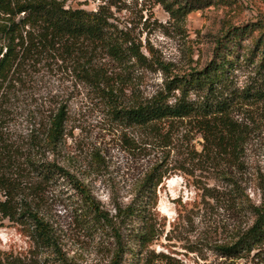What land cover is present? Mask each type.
Returning a JSON list of instances; mask_svg holds the SVG:
<instances>
[{
  "label": "rangeland",
  "instance_id": "rangeland-1",
  "mask_svg": "<svg viewBox=\"0 0 264 264\" xmlns=\"http://www.w3.org/2000/svg\"><path fill=\"white\" fill-rule=\"evenodd\" d=\"M62 1L66 7L88 11L103 5L111 14V22L139 41L143 52L150 49L178 67L201 66L207 61L220 28L264 16V0ZM185 4L191 9L183 13ZM165 7L172 10L173 17ZM243 44H249L248 37ZM96 56V63L109 65L100 53ZM72 59L45 54L33 64L25 66L24 62L17 82L4 83L0 88L1 124L18 142L29 117H42L55 102L65 104L63 141L54 158L83 184L88 198L110 218L111 227L96 220L88 200L65 181L43 185L38 208L66 262L108 264L115 250L123 246L119 264H163L156 256L159 253L179 264H264V258H252V252L236 259L216 251L218 245L232 242L251 221L236 201L222 193L219 170L235 174L243 194L258 202L264 187V129L246 144L241 171L221 162L190 160L185 151L199 150L198 135H190L193 139L187 143L177 138L164 146L143 130L113 120L100 89L74 73L75 62L84 59ZM234 68L240 84L248 70ZM162 79L160 71L133 67L121 94L123 101L136 93L149 95ZM153 165L161 167L164 175L153 194L146 195L140 186ZM205 186L213 188L214 196L203 194ZM126 206L132 212L144 208L145 219L154 227L151 241L141 245L135 237L141 213L114 217L115 208ZM116 232L120 241L115 240ZM0 252H10L24 262L25 256L33 255L38 264H61L51 249L35 248L7 219H0Z\"/></svg>",
  "mask_w": 264,
  "mask_h": 264
},
{
  "label": "trees",
  "instance_id": "trees-1",
  "mask_svg": "<svg viewBox=\"0 0 264 264\" xmlns=\"http://www.w3.org/2000/svg\"><path fill=\"white\" fill-rule=\"evenodd\" d=\"M189 4L183 6V13L191 9ZM165 10L173 17L169 7ZM110 19L103 5L88 11L66 7L62 0H0V88L4 83L17 82L24 62L25 66L33 64L45 54L72 60L81 57L84 61L73 65L75 75L100 89L113 120L143 130L164 146L177 138L187 143L196 134L199 150L190 148L186 157L201 163H225L241 171L246 144L264 129V16L220 28L209 59L201 66L185 67L163 60L150 49L143 52L140 42ZM245 37L249 40L246 46ZM97 53L105 57L108 66L96 63ZM241 66L248 71L238 84L233 70ZM133 67L160 71L163 79L149 95L136 93L126 102L121 94ZM44 113L38 119L29 117L21 142L9 135L0 120V219L17 225L35 248H49L55 259L68 264L38 208L43 185L67 182L88 200L96 220L111 224L107 214L88 198L83 184L54 158L63 141L65 104L55 102ZM227 172L219 170L221 192L236 201L251 221L232 242L218 245L216 251L225 258L239 259L252 252V258L262 259L264 187L258 202H252L243 194L236 175ZM163 175L162 168L153 165L145 173L140 191L153 194ZM213 192V188H203L206 196H214ZM128 208H115L114 217L141 213L135 237L139 244H146L155 236L154 227L145 219L144 208L133 212ZM113 235L120 241L118 232ZM122 248L115 250L108 264H119ZM156 256L163 264H179L167 254ZM0 264H38V260L31 255L25 256L24 262L10 252H0Z\"/></svg>",
  "mask_w": 264,
  "mask_h": 264
}]
</instances>
